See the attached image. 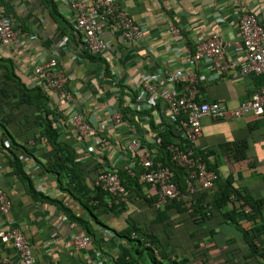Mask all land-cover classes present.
Here are the masks:
<instances>
[{
  "label": "crops",
  "instance_id": "0c3cea01",
  "mask_svg": "<svg viewBox=\"0 0 264 264\" xmlns=\"http://www.w3.org/2000/svg\"><path fill=\"white\" fill-rule=\"evenodd\" d=\"M1 1L12 11L8 18L14 16V21L24 30V37H18L9 46L0 45V57L13 62L21 81L32 86L34 66L50 57L57 58L58 66L69 75L67 88L73 92L72 100L65 102L56 93L51 94L50 98L65 118L68 119L74 111L79 112L90 125L89 133L80 137L66 120L67 126L61 128L60 141L74 146L77 163L85 165L90 174L86 177V186L91 189L96 177L90 172L94 164L108 163L116 168L122 167L126 159L128 161L122 150L128 131L122 129L116 134L108 122L110 114L117 112L115 89L98 86L96 72L102 62L91 61L87 57L89 53L84 47L82 34L75 26V13L66 0H54L56 15L47 10L42 0ZM81 1L89 4L93 0ZM119 7L145 30V37L138 43H131L121 38L112 26L101 23L107 49L97 58L105 61L112 74L124 79L126 86L132 90L145 75L189 69L188 56L212 33L228 45L238 40V18L243 12L256 14L264 28V0H119ZM170 26L179 30L181 40L170 33ZM227 54L231 59L236 58L231 47L227 48ZM196 71L207 75L203 65L196 66ZM263 83V76H234L231 73L218 78L207 76V80L197 86V100L223 102L233 108L260 90ZM153 116L157 124L159 116L157 113ZM147 125L146 122L141 125L144 135L149 130ZM201 130L202 135L194 148L206 152L220 144H237L235 155L219 152L215 158L210 156L208 160L215 162L223 179L228 176L233 178L238 191L264 199V115L254 117L247 114L241 118L226 117L222 120L203 117ZM97 134L110 137L111 147L94 155L85 149L90 145L92 136ZM8 147L0 133V188L6 192L12 204L9 212L0 213V228H17L29 242L37 264H90L95 257L104 264H114L113 259L121 252L123 243L117 237L105 235L104 231L120 233L130 224L148 227L160 238L169 234L172 246H177L176 256L172 257L175 261L188 258L192 264H227L229 260L236 264H257L255 260L246 258L250 256L248 249L230 226L213 228L214 235L210 242H207L208 236L198 242V248L194 249V243L189 238L194 228L188 222V214L172 208L166 211L164 219H158L156 209L145 200L154 195L150 187L142 186L141 190L132 192L131 201L124 207L101 213L99 220L105 226L101 228L80 209L77 202L57 189L52 175L43 174L31 159L20 157L34 191L61 201L76 216L88 221L95 238L89 247L77 249L73 238L85 235L84 232L70 222L56 204L33 200L29 184L14 173L12 158L6 150ZM39 149L37 156L44 160L40 154L45 152V148L40 145ZM239 153L243 154V159L236 158ZM169 223L174 225L173 235L166 228ZM241 226L248 228L250 223L245 222ZM231 239H234V243L227 245L226 242ZM237 247L239 251L233 255L231 252ZM203 253L207 258H201ZM0 264H21L10 243L0 241Z\"/></svg>",
  "mask_w": 264,
  "mask_h": 264
},
{
  "label": "trees",
  "instance_id": "16d2710c",
  "mask_svg": "<svg viewBox=\"0 0 264 264\" xmlns=\"http://www.w3.org/2000/svg\"><path fill=\"white\" fill-rule=\"evenodd\" d=\"M42 1L49 12L53 15L57 14V6L54 0ZM0 10L6 17H10L12 14L9 7L1 0ZM13 18L11 22L14 29L19 30L20 35H24L21 25L15 22ZM86 55L91 61L102 62V66L96 72L98 86L100 88L107 86L118 90L115 109L121 116L122 129L139 138L152 155L153 162L160 163L173 172L174 182L180 190H184L187 173L185 169L172 161L169 149L170 146H178L184 150L188 146V143L181 139L177 127L170 122L161 120L156 124V118L153 115L158 112V105L155 109H135L134 105H136L138 92L126 86L124 79H118L114 76L108 64L101 58L90 54ZM50 97L51 92L45 89L25 85L16 74L13 62L10 59L0 57V133L9 145L6 150L12 158L15 175L29 184V192L33 200L56 204L70 222L80 227L86 236L94 240V233L91 231L87 220L76 216L61 201L34 191L31 181L24 171L20 157L31 159L43 174L52 175L55 178L57 189L66 197L77 202L80 209L88 214L95 225L101 228L105 227L99 220L101 213L114 212L116 208H122L125 205L123 202L116 203L109 194L103 192L95 184L91 189L86 186V177L90 174L86 171L85 165L77 163V152L74 146L65 141H60L61 128L67 126V118L52 103ZM158 116L160 119L161 116L159 114ZM143 122H146L149 128L146 135L141 129ZM97 135L99 137L104 136L103 134ZM148 137L159 138L160 142L148 144L146 142ZM40 145L45 148V152L40 154L44 160L37 156ZM236 145L232 143L220 144L206 152L193 148L194 156L201 158L207 169L216 174V179L212 182L210 189L197 190L191 197L190 209H184V205L177 201H171L156 209L154 203L157 195L153 189L154 195L147 199L143 197V199L147 201L148 205H153L159 215L158 219H164L167 216L166 211L172 208L177 212L181 210L186 212L188 222L194 228L189 236L194 243V249L198 248V242L205 240L208 236L210 238L207 242H210L214 235L213 228L230 226L239 234L241 241L247 247L250 256L246 258L255 260L257 264H264V199L255 198L248 193L238 191L234 187L233 178L228 176L223 179L215 162L208 160L210 156L215 158L219 152L225 155H232L233 153L235 155ZM85 150L94 155H99L102 152L98 149L88 151L87 147ZM242 155L239 153L236 158L243 159ZM127 158L129 162L134 164V177H131L123 167L115 168L108 163H104V165L94 164L91 167L93 170L90 169V172L94 173L95 176L101 172L116 174L127 191V200L130 202L132 192L141 190L142 186L147 188L149 186L137 182V174L141 168L133 158L129 156ZM262 181L264 187V176H262ZM240 202L242 205L239 204ZM245 206L249 208L248 212H244ZM245 222L250 223L248 228L241 226ZM173 226V223H169V226L166 227L170 229L169 233L172 235ZM112 234L123 243L121 252L113 259L114 264H192L188 258L180 261L173 260L172 257L176 256L177 246H172L169 234L160 238L149 231L148 227L140 228L133 224H130L123 232H115V234L112 232ZM231 243H234V239L226 242L227 245H231ZM154 251L157 252L158 257ZM238 251L237 247L231 253L234 255ZM200 256L207 258L204 253ZM227 259L230 258L227 257ZM227 264L236 263L229 260Z\"/></svg>",
  "mask_w": 264,
  "mask_h": 264
},
{
  "label": "built area",
  "instance_id": "2783aa9c",
  "mask_svg": "<svg viewBox=\"0 0 264 264\" xmlns=\"http://www.w3.org/2000/svg\"><path fill=\"white\" fill-rule=\"evenodd\" d=\"M66 1L75 13V26L82 34L84 47L92 56H98L107 49V42L102 37L101 23L112 26L121 38L131 43H138L145 37V30L120 9L119 0H93L89 4L81 0ZM238 29V40L229 45L215 33L199 43L187 58L189 69L180 68L162 74L145 75L139 85L133 87L138 92L135 109H155L158 105L157 113L161 116L159 121L174 124L181 139L188 143L184 150L178 146L169 147L172 161L185 169L187 173L184 190H180L173 180V172L160 163H154L152 155L139 138L133 134L127 135L128 138L122 147L125 158L127 156L133 158L141 168L137 174V182L148 185L156 191L157 197L154 203L156 209L171 201L180 202L185 208L190 209L191 197L197 190L210 189L212 182L216 179V174L209 171L201 158L195 157L193 153V148L202 135L201 119L203 117L222 120L226 117L241 118L247 114L254 117L264 115V85L233 108H229L223 102L197 100V86L205 82L207 76L218 78L231 73L234 76L264 77V28L259 23L257 15L251 12L241 13L238 18ZM169 31L176 39H182L176 27L170 26ZM18 37H24V35H20L19 30L14 29L10 18L0 13V45L9 46ZM228 47H231L235 53V59L228 56ZM199 65L204 66L207 75L196 71V66ZM31 80L32 86H38L51 94L56 93L65 102L73 98V92L67 88L69 75L58 66V60L55 57H50L45 62L34 66ZM117 93L118 90L115 89V98ZM67 120L80 137H85L89 133L90 125L81 113L74 111ZM108 122L116 134L120 133L119 130H122L123 124L118 112L111 113ZM146 142L158 144L160 139L148 137ZM109 147H111V139L108 136L94 135L87 150L103 151ZM122 167L131 177L135 176L133 162L126 159ZM94 184L109 194L116 203L128 202L127 191L116 174L101 172L96 176ZM239 204L242 205V202ZM11 206L6 192L0 188V213L9 212ZM243 210L248 212L249 208L245 206ZM104 234L113 237L109 230H105ZM73 239L77 249H85L91 245V239L86 235L74 236ZM0 241L12 245L19 263L37 264L32 256L29 242L17 228H0ZM154 254L158 257L156 251ZM89 263L104 264L97 257Z\"/></svg>",
  "mask_w": 264,
  "mask_h": 264
}]
</instances>
